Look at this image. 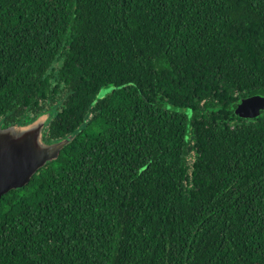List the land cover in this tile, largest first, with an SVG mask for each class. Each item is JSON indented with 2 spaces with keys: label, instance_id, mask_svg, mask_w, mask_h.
Listing matches in <instances>:
<instances>
[{
  "label": "trees",
  "instance_id": "16d2710c",
  "mask_svg": "<svg viewBox=\"0 0 264 264\" xmlns=\"http://www.w3.org/2000/svg\"><path fill=\"white\" fill-rule=\"evenodd\" d=\"M253 95L264 0H0V126L68 140L1 196L0 264H264Z\"/></svg>",
  "mask_w": 264,
  "mask_h": 264
},
{
  "label": "water",
  "instance_id": "95a60500",
  "mask_svg": "<svg viewBox=\"0 0 264 264\" xmlns=\"http://www.w3.org/2000/svg\"><path fill=\"white\" fill-rule=\"evenodd\" d=\"M264 111V97L241 98L234 113L254 118ZM49 118L45 112L26 124L0 126V198L10 190L25 186L48 161L58 157L68 142L62 139L47 142L43 130Z\"/></svg>",
  "mask_w": 264,
  "mask_h": 264
},
{
  "label": "rangeland",
  "instance_id": "374dc122",
  "mask_svg": "<svg viewBox=\"0 0 264 264\" xmlns=\"http://www.w3.org/2000/svg\"><path fill=\"white\" fill-rule=\"evenodd\" d=\"M112 89L113 87L111 85H105L101 87V89L98 91L97 95L95 96V102L98 99L106 97L112 91Z\"/></svg>",
  "mask_w": 264,
  "mask_h": 264
}]
</instances>
